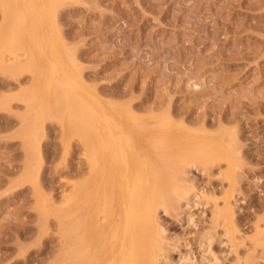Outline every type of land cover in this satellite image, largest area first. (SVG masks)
<instances>
[{
    "label": "rangeland",
    "instance_id": "obj_1",
    "mask_svg": "<svg viewBox=\"0 0 264 264\" xmlns=\"http://www.w3.org/2000/svg\"><path fill=\"white\" fill-rule=\"evenodd\" d=\"M59 2L43 12L39 29L62 41L64 55L70 50L72 58H65L95 102L106 109L129 106L152 124L169 114L186 128L236 142L237 152L225 160L206 170L189 168V183L201 190L197 206L189 209L183 200L167 213L159 210L170 264H264V0ZM3 15L0 37L9 38L13 19ZM47 64L37 55L36 65L51 77ZM1 68L8 75L0 73V264H87V234L82 242L66 243L55 214L87 188V152L74 133L63 135L53 115L38 120L35 112L24 121L31 73ZM86 202L84 192L69 210ZM225 202L232 208L230 240L224 221L214 217ZM51 204L43 215L42 206ZM207 246L214 260H203ZM79 247L86 255L77 257Z\"/></svg>",
    "mask_w": 264,
    "mask_h": 264
},
{
    "label": "bare ground",
    "instance_id": "obj_2",
    "mask_svg": "<svg viewBox=\"0 0 264 264\" xmlns=\"http://www.w3.org/2000/svg\"><path fill=\"white\" fill-rule=\"evenodd\" d=\"M40 1L41 6L36 7L33 0L30 4H23L22 0H0L1 14L11 15L13 19L12 37H0V66L12 74L19 71L18 67L31 73V83L23 99L17 95L25 103L24 121L27 122L35 112L38 120L43 115H53L61 122L63 135L74 133L87 152V188L84 189L87 202L70 211L74 198L84 194L77 192L66 199L65 208L57 207L55 214H59L60 221H63L61 234L67 239L66 243L71 240L72 243L82 242L87 234V264H170L163 254L170 245L164 243L165 230L159 226L157 217L159 210L167 213L183 200L187 201L189 209L197 206L199 201L196 199L201 190L195 192L197 188L189 183V168L201 165L206 170L225 160L235 151L236 142L230 137L228 140L216 139L201 128H186L181 121L175 123L169 114H161L152 124L149 120L137 118L136 113L140 112L135 113L129 106L103 108L83 87V79L71 67L74 63L65 58L70 50L64 55L62 41L59 42L52 32L44 33L45 30L39 29L45 16L43 12L60 0ZM46 2L50 3L49 7ZM40 54L48 63L47 71L52 72L51 77L44 76L43 70L36 65ZM1 71L7 74L3 69ZM36 126L34 123L29 130L36 131ZM226 135L230 136V133ZM28 138L35 141L36 136L31 134ZM29 146L32 147L33 143ZM226 163L227 170H230L231 163ZM52 205H41L40 212L45 215ZM230 210L229 203L225 202V208L214 212L217 222L224 221L223 235L229 240L233 234ZM191 216L187 217L190 225ZM66 220L68 222L64 223ZM68 246L64 252H68ZM79 248L77 257L84 256L86 252ZM204 248L207 256L203 260H214L211 248Z\"/></svg>",
    "mask_w": 264,
    "mask_h": 264
}]
</instances>
